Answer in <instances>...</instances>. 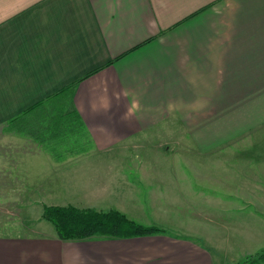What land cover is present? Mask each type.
Segmentation results:
<instances>
[{"label":"crops","instance_id":"obj_1","mask_svg":"<svg viewBox=\"0 0 264 264\" xmlns=\"http://www.w3.org/2000/svg\"><path fill=\"white\" fill-rule=\"evenodd\" d=\"M61 91L71 104L60 112L83 135L72 140L88 147L55 155L0 132V160L16 168L3 165L4 176L20 185L9 183L45 205L116 209L163 231L63 240L42 209L30 233L0 235V264H225L216 243L234 241L211 243L201 211L222 199L183 169L194 166L188 154L156 146L259 148L249 140L264 135V0H0V129L29 126ZM166 211L175 224L160 219ZM251 219L259 241L264 205Z\"/></svg>","mask_w":264,"mask_h":264},{"label":"rangeland","instance_id":"obj_2","mask_svg":"<svg viewBox=\"0 0 264 264\" xmlns=\"http://www.w3.org/2000/svg\"><path fill=\"white\" fill-rule=\"evenodd\" d=\"M63 93L64 91H61L58 95L55 94L49 98L52 99L57 96V101H47L49 102V104H46V110L48 111H38L35 113L33 120H27V122L31 123L29 126L20 125L18 128L9 130L10 127H7L8 123H6L5 126L0 129V132H15L29 135L37 141L41 149L51 151L55 155L65 150L73 151L76 147L86 149L88 147L86 143L76 146V142L72 140L73 138L83 136L76 121L75 123H70L67 117L60 112L62 106L71 104L67 99L60 100V96ZM66 124H68L70 128H66ZM53 140L57 141L53 142ZM249 141L259 143V148L253 147L252 145L235 144L232 146L233 144H224L221 146L219 144L214 147V150L203 152L199 149L200 146L190 142L188 148H186L185 145H175V143H173L167 146L166 151L168 152H165L162 146L161 148L156 146L157 151L161 153L168 154L171 152L173 154H188L189 158L193 160L192 163L194 166L192 167L190 162L188 165L184 164L183 169L198 172L200 175L199 186H208V192L204 193V195L222 199L221 206H217V204L213 206V208L203 206L201 211L205 215L203 221L205 223L207 235L208 232L211 234V243L226 237V235H229L234 241V243H231L223 239L219 243H216L222 253L228 257L223 261L225 264L243 263L247 256L256 255L258 251L264 248V231L261 233V240L259 241L251 240L252 238L250 236L248 237V234L252 233L251 229L248 227L253 223L251 219L253 211L264 205V199H262V197H264V135L260 139ZM124 152L139 153L140 150L129 148ZM148 152L152 153V151ZM11 158L13 157L10 156L8 161L3 159L0 160L1 170L5 164L11 169H16L14 162L10 161ZM25 163L26 162H22V164ZM135 163L137 164L138 161L136 160ZM156 163L165 164L166 162L160 161L155 162V164ZM147 164L149 163H141V165H146L148 168ZM31 171L33 173V171H39V169H31ZM5 174L6 172L4 170L0 171V235L30 233V230H32L30 227H33L35 214L41 212L44 206L50 205H45L46 202L38 198L41 195L39 193L33 192L28 195L22 193V191L16 192L15 188L9 182L11 181L17 188L20 183H18V180H15L13 176H4ZM243 187L246 189L251 188V190L255 192L246 193L241 190ZM7 189L9 191H7ZM33 189L36 190L35 188ZM12 190H14V192ZM183 190L186 189L183 188ZM201 196L202 193L199 191V197ZM260 200L261 202H259ZM143 211L147 214L150 213L148 216L152 217L158 213L156 210L148 208L143 209ZM168 214L172 213L166 211L165 214L160 216V219L165 223L175 224L176 221ZM259 217H262V215ZM43 223L52 226L46 220H43ZM40 224L37 223L35 226H39ZM260 225H264V222H260ZM234 229L240 230L241 236L239 232L237 235L233 233L232 230ZM212 234L220 236L214 238L215 241H213ZM202 243L205 244V242ZM206 245L215 255L216 259V257L220 255V251L214 249L208 243H206ZM230 255L236 257L237 260L231 261L229 259ZM261 264H264V262Z\"/></svg>","mask_w":264,"mask_h":264},{"label":"trees","instance_id":"obj_3","mask_svg":"<svg viewBox=\"0 0 264 264\" xmlns=\"http://www.w3.org/2000/svg\"><path fill=\"white\" fill-rule=\"evenodd\" d=\"M38 105V104H37ZM18 119L11 120L7 127H20ZM7 129V128H6ZM42 218L50 222L60 239H85L95 235L127 237L158 233L163 229L158 226H146L127 218L116 209L98 211L92 208L67 206H44ZM258 253V254H257ZM255 256H247L243 263L261 264L264 262V248Z\"/></svg>","mask_w":264,"mask_h":264}]
</instances>
